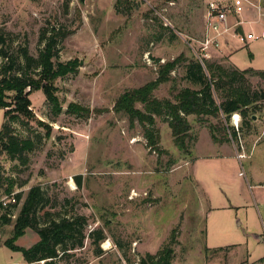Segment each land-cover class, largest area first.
I'll return each mask as SVG.
<instances>
[{
	"label": "rangeland",
	"instance_id": "rangeland-1",
	"mask_svg": "<svg viewBox=\"0 0 264 264\" xmlns=\"http://www.w3.org/2000/svg\"><path fill=\"white\" fill-rule=\"evenodd\" d=\"M208 1L0 0V37L14 57L20 47L37 57L41 29L55 26L73 31L59 40L55 62L80 61L74 72L54 82L61 113H55L38 89L29 96L33 117L11 121L15 134L33 138L37 146L25 165L0 155L4 176L14 180L11 194L5 191L7 181L0 188V200L21 194L12 207V222L0 225L1 245L12 237L30 189L40 186L47 200L37 211L41 224L48 220L47 213L56 218L59 213L86 215L90 226L119 248L122 243L120 250L131 260L136 257L135 242L136 254L146 257L174 237L172 264H264V240L258 237L264 236V99L253 104L256 113L247 123L238 112L243 128L236 138L231 130L217 133L231 151L210 142L208 125L221 127L223 116H206L205 121L188 116L190 152L176 145L169 119L157 116L160 149L153 150L141 124H132L113 109L127 89L155 80L161 65L182 54L196 57ZM251 1L264 7V0ZM259 24L264 26V17ZM251 44L252 52L244 48L234 56L239 67L225 54L211 60L229 68L264 69V42ZM4 64L0 57V79ZM184 74V64L178 65L154 95L174 100L178 90L189 85ZM248 76L254 88H264L260 76ZM71 104L89 108L90 115L71 112ZM4 122L5 109L0 107V131ZM38 237L28 228L16 244L29 247ZM3 249L0 264H5ZM78 253L93 264L114 260L112 254L99 259L91 240Z\"/></svg>",
	"mask_w": 264,
	"mask_h": 264
},
{
	"label": "trees",
	"instance_id": "trees-1",
	"mask_svg": "<svg viewBox=\"0 0 264 264\" xmlns=\"http://www.w3.org/2000/svg\"><path fill=\"white\" fill-rule=\"evenodd\" d=\"M120 1V0H118ZM73 33L56 28L43 27L40 32V50L37 57L32 55L28 47H20L14 57L10 51V45L0 37V57L5 59L2 66V78L0 79V107L5 109V122L0 131V155L6 154L11 160H17L22 164L29 161V153L37 146L31 137H21L13 132L11 121L21 117L30 119L33 117L30 109L32 101L29 98L32 92L43 89L48 101L54 107L56 114L62 112L58 97L55 94L54 82L59 78L74 72L79 65V60L68 62H55L57 56V44ZM184 64V79L189 84L178 90L174 100L158 98L154 91L171 79V73L178 65ZM158 77L140 87L130 88L123 92L116 100L113 107L117 113L126 115L130 122H138L144 129L147 146L150 149H160V137L155 127L157 116H166L169 119V127L178 147L190 152L187 144L188 133L191 124L189 115H196L205 121L206 116L224 117V124H209L208 128L214 141H222L218 132L227 131L232 134V139L240 134L243 122L236 130L230 125L233 113L240 112L247 123L248 117L253 118L255 108H251L260 98L264 99V88H254L248 75H258L264 81V70L254 68L238 69L229 68L220 62L206 60L204 64L196 57L180 55L176 60L166 62L160 66ZM28 88H30L29 91ZM261 92V94H259ZM11 98V100H8ZM143 104L144 108L137 107ZM70 111L77 114L90 115V109L78 104H71ZM252 111V113H250ZM226 123V125H225ZM224 125V126H223ZM228 127V128H227ZM77 183L81 185L80 177L76 176ZM7 186L5 191L12 193L14 180L6 178L3 167L0 164V188ZM17 202L21 194L16 195ZM45 192L40 186L30 189L26 200L19 212L13 235L4 242V245L15 251L23 253L27 262L39 259H51L47 264H87L82 260L77 249L83 247L86 239V231L89 225L86 215L64 213L58 214V218L47 213L48 220L41 224L37 211L46 202ZM11 206V207H10ZM13 206L4 207L0 202V225L12 222ZM37 231L40 239L32 246L26 248L16 244V241L25 235L26 229ZM91 244L95 254L101 255L100 243L106 238L103 231L95 229L90 234ZM171 242L165 244L156 254H148L142 258V264H172L174 258V237ZM1 245V244H0ZM120 248H123L122 243ZM62 253V255H60Z\"/></svg>",
	"mask_w": 264,
	"mask_h": 264
},
{
	"label": "built area",
	"instance_id": "built-area-1",
	"mask_svg": "<svg viewBox=\"0 0 264 264\" xmlns=\"http://www.w3.org/2000/svg\"><path fill=\"white\" fill-rule=\"evenodd\" d=\"M250 5L254 6L256 16L253 20H245L243 15ZM262 17H264V7L260 2L253 4L251 0H231L228 3L217 0L208 1L205 11L204 35L202 39L198 40L199 44L198 50L196 51V57L203 64L206 60H211L214 57V51L222 52L224 43L222 39L226 36L236 40L243 46L255 40L264 41V31L260 33L256 30H241L245 25H252L260 22ZM231 121L236 130H239L241 122L240 113H233ZM243 156L244 154H239V157ZM240 175L243 176L244 173L240 172ZM11 196V198H2L0 200L4 207L17 203L16 195L12 194ZM95 229L96 228L89 225L86 231L87 237L84 241V245L77 249V251H84L87 248L90 243L89 236ZM137 244V242L134 243L135 249L133 250L136 257L131 260L125 252L120 250L117 243L110 238H105L100 243L102 254L100 257L98 256V258H102L104 254H112L114 260L107 264H142V258L144 257L136 254ZM60 255H62V253H60ZM50 260L51 259L49 258L39 259L33 262H28L27 264H47ZM87 264H93V262H88Z\"/></svg>",
	"mask_w": 264,
	"mask_h": 264
},
{
	"label": "crops",
	"instance_id": "crops-1",
	"mask_svg": "<svg viewBox=\"0 0 264 264\" xmlns=\"http://www.w3.org/2000/svg\"><path fill=\"white\" fill-rule=\"evenodd\" d=\"M252 9L253 8H250V6L247 8V10H246V12L244 13V15H243V17H244V19L245 20H253V19H255V16H256V11L254 10V11H252ZM249 17H251V19L249 18ZM261 21H262V19H261ZM260 22H257V23H254V24H252V25H245L244 26V28H241V30H248V31H251V30H256L257 32H260V31H264V26L262 25V24H259ZM259 24V25H258ZM223 41H224V43H223V50H222V52H215L214 51V57L212 58V59H217V55H215V54H219V55H224L225 54V58H229L230 60H229V62L231 63V64H233V65H235V66H237V67H239L234 61H233V58H234V56L240 51V50H242V49H244V48H247V50L249 51V52H252L251 51V42L250 43H248L247 45H241V44H239L236 40H234V39H232V38H229V37H225V38H223L222 39ZM264 42V41H263ZM250 57H253V54L252 53H250ZM227 58V59H228ZM226 59V60H227ZM257 67H248V68H254V69H256V70H264V69H262L261 67H259L258 65H256ZM242 69H244V68H242ZM245 69H247V68H245ZM206 130H207V128H205ZM204 129V130H205ZM209 130V129H208ZM210 132V131H209ZM210 139H211V145H212V147H215V148H217V147H220V148H227L228 150H230L231 151V149H232V146H230V144H228V143H226V142H224V141H219V142H216V141H214V139L212 138V136H211V133H210ZM199 140H200V136H199V138L197 139V141L195 142V147L198 145V142H199ZM240 174V173H239ZM241 176V175H240ZM226 206H228V205H223V207L224 208H227ZM231 206H234V207H236L237 205H235V204H231ZM230 206V207H231ZM220 207V206H219ZM213 208H218V206H215V207H213ZM26 234V233H25ZM250 234H254L253 232H250ZM24 236V235H23ZM261 240H263V237L260 235V236H258ZM39 239H40V237H38V239H36L37 241L36 242H38L39 241ZM35 242V243H36ZM35 243H33V244H35ZM32 244V245H33ZM20 245V244H19ZM31 245V246H32ZM21 246V245H20ZM3 247H6V249H3V256H4V261H5V264H27L28 262L26 261V259H25V257H24V255H23V253L22 252H20V251H15V250H12L11 248H9V247H7V246H5L4 244H2L1 246H0V249L1 248H3ZM30 247V246H29ZM26 248H28V247H26ZM221 248H224V247H222L221 246Z\"/></svg>",
	"mask_w": 264,
	"mask_h": 264
},
{
	"label": "bare ground",
	"instance_id": "bare-ground-1",
	"mask_svg": "<svg viewBox=\"0 0 264 264\" xmlns=\"http://www.w3.org/2000/svg\"><path fill=\"white\" fill-rule=\"evenodd\" d=\"M72 184L75 186V183H74V181L72 180Z\"/></svg>",
	"mask_w": 264,
	"mask_h": 264
},
{
	"label": "water",
	"instance_id": "water-1",
	"mask_svg": "<svg viewBox=\"0 0 264 264\" xmlns=\"http://www.w3.org/2000/svg\"><path fill=\"white\" fill-rule=\"evenodd\" d=\"M30 90V88H28V90L27 91H29Z\"/></svg>",
	"mask_w": 264,
	"mask_h": 264
}]
</instances>
